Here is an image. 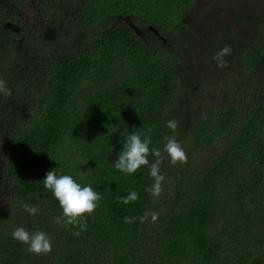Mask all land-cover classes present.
I'll list each match as a JSON object with an SVG mask.
<instances>
[{
    "label": "trees",
    "instance_id": "obj_1",
    "mask_svg": "<svg viewBox=\"0 0 264 264\" xmlns=\"http://www.w3.org/2000/svg\"><path fill=\"white\" fill-rule=\"evenodd\" d=\"M199 1L0 0V79L11 89L0 94V264H264V0H226L228 20L208 16L213 39L185 46ZM181 42L188 88L226 69L236 93L219 89L216 106L183 98ZM225 45L221 68L213 57ZM133 132L162 153L165 136L185 149L175 166L163 153L159 198L145 191L149 166H114ZM49 170L102 197L86 230L56 223ZM131 191L138 200L120 202ZM18 226L45 231L51 252L29 253L12 237Z\"/></svg>",
    "mask_w": 264,
    "mask_h": 264
},
{
    "label": "clouds",
    "instance_id": "obj_2",
    "mask_svg": "<svg viewBox=\"0 0 264 264\" xmlns=\"http://www.w3.org/2000/svg\"><path fill=\"white\" fill-rule=\"evenodd\" d=\"M232 49L229 45L222 47L213 57L217 62L218 67H227V61L225 56L231 53ZM0 94L5 96L11 95V89L7 87L6 81L0 79ZM179 125V121L176 119H170L166 122V126L176 131ZM149 132L151 129L148 130ZM151 136L145 135L141 138L139 133L133 132L127 137L126 142L123 144V149L118 155V159L115 161L114 166L117 170L126 173L134 174L142 166H149L150 176L153 178L154 183L151 187L146 188L145 191L149 192L153 197L159 198L163 188L162 182L165 177L161 174L160 167L163 163L164 155L167 154L170 164L175 166L180 163H187V155L184 147L175 137L165 136L164 140L166 144L164 146L163 153L159 148H151ZM149 155L154 156L156 159L154 162H149ZM43 185L46 189L53 193L54 198L58 201L60 208L62 209L63 216L56 218V223L63 222L67 225L79 226L80 231H84L87 228V222L83 221V217L92 215L98 202L102 199L100 194L93 190L90 185L82 186L71 175H57L55 170H49L43 178ZM138 193L131 191L126 197L118 198L123 204H129L138 200ZM23 210L31 216H36L39 209L35 205L23 204ZM159 213L152 212V221L155 222L158 219ZM148 214L140 217H124L125 223L131 224L135 219H139L140 222L147 220ZM79 236L80 232L74 233ZM12 237L18 240L22 244L27 245V251L37 255L47 254L52 250L51 237L43 230L36 232H29L23 226L14 228Z\"/></svg>",
    "mask_w": 264,
    "mask_h": 264
},
{
    "label": "rangeland",
    "instance_id": "obj_3",
    "mask_svg": "<svg viewBox=\"0 0 264 264\" xmlns=\"http://www.w3.org/2000/svg\"><path fill=\"white\" fill-rule=\"evenodd\" d=\"M226 0H200L199 5L195 6L188 14L190 32L186 36V43H192L197 45L198 43L206 42L207 40L213 39V34L217 28V26L213 22H208V16H211L212 13H217L216 15H221V18L228 20L227 16L223 17L224 12L221 11L222 5ZM231 4V2L229 3ZM237 7H234L235 9ZM34 14H29L26 17H33ZM32 21V20H31ZM196 39H199L200 42H197ZM196 40V41H195ZM184 43H180L178 49L184 55V61L179 60L180 62L177 66L178 68H182L181 75V87L182 92L186 91V94H181L184 98V95L190 97L194 106L199 107L200 104L204 106L213 105L216 106L217 96L220 98L222 96V91L219 89L228 88L229 90H233V93H236V87L232 84V80L228 82L224 79V76L230 78V73L226 69L219 70V74L216 75L213 68H208L207 71V81H199L201 83V87L197 92L193 91L190 87L188 88L185 84L192 83L190 82V68L187 64L186 59V50ZM190 59V58H189ZM192 73V71H190ZM233 77V76H232ZM247 89L245 88V92ZM251 95L248 93L247 97L254 96V94L249 91ZM216 97V98H215ZM236 98V97H235ZM224 99V98H223Z\"/></svg>",
    "mask_w": 264,
    "mask_h": 264
}]
</instances>
